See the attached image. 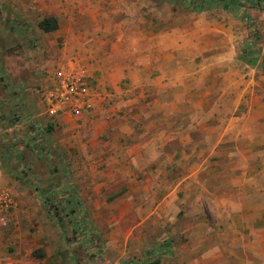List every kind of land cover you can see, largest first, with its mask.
Wrapping results in <instances>:
<instances>
[{"label":"rangeland","instance_id":"374dc122","mask_svg":"<svg viewBox=\"0 0 264 264\" xmlns=\"http://www.w3.org/2000/svg\"><path fill=\"white\" fill-rule=\"evenodd\" d=\"M110 10L109 36H158L159 45L166 36H185L167 47L184 65L169 76L182 81L174 90L186 102L183 124L173 114L175 145L184 149L175 152L181 162L171 171L173 184L165 169L158 179L119 184L110 170L61 167L70 148H57L71 136L50 123L42 94L62 61L88 57L89 36L44 33L36 27L42 11H31L28 21L22 4L0 0L3 187L35 200L27 206L45 217L54 236L50 258L56 253L60 264H264V1L227 9L208 0H116ZM92 14L85 6L78 16L97 19ZM159 76L166 83L165 73H152ZM195 98L218 102L193 104ZM33 222L32 235L39 226ZM242 237L246 257L238 258ZM30 253L35 260L45 255L37 247Z\"/></svg>","mask_w":264,"mask_h":264},{"label":"crops","instance_id":"0c3cea01","mask_svg":"<svg viewBox=\"0 0 264 264\" xmlns=\"http://www.w3.org/2000/svg\"><path fill=\"white\" fill-rule=\"evenodd\" d=\"M14 1L19 5L22 4L25 9L27 8L29 13L24 12L23 14L26 20L33 21L34 16L30 12L33 13L37 9L46 16L44 18L53 17L57 20L58 29L56 31L59 36H89L85 41L91 42L88 46L90 51L88 57L76 53L72 54L71 58H80L84 62L91 76V86L96 88L101 95L95 103V108L81 116L63 115L52 119L45 114L53 126L58 125L62 133L71 136L70 145L62 143L57 148L61 152L65 148H70V159L68 162L63 160L61 167L70 169L72 172L78 168V163H82L88 169L110 170L113 173L109 175L117 177L119 184L132 183L131 178H135L136 181L138 177L152 178L153 175L154 179H158L160 174H164L163 169H165L168 170L167 178L170 173L171 179L168 184H173L174 178L171 171L181 162L177 161L180 158H176V156L179 157L176 153H184L182 146L177 145L176 147L175 145L173 114L177 110V113L181 114V120L178 122L183 124L182 114L186 102L178 96L176 93L178 90H174V87L181 85L182 81L176 82L169 76L174 68L180 71L183 70L180 68L184 65L180 64L181 61H176L174 55H169L167 47L169 40L173 44L174 40L182 41L185 36H170V38L166 36L167 39L161 45L158 43V36H138V42L132 37L131 39L127 36H109L110 32L106 28L110 25L112 17L110 9L116 0ZM85 6L97 19L84 15L78 16ZM119 7L118 5L116 8ZM18 13L21 14V12ZM38 22L37 29H39ZM62 24L70 26L71 31L65 32ZM101 25L103 29L100 27L97 29ZM72 26L93 28V30L79 32L73 30ZM185 47L183 44V47H177L174 50L181 51ZM159 54L163 55L161 63L160 58L158 59ZM132 56L133 61L130 60ZM175 63L179 66H173ZM157 71L168 76L166 83H163V76L152 77V73ZM97 72L100 73V79L95 76ZM109 72L111 74L108 75ZM122 81L128 84L127 91L120 88ZM102 83L104 87L100 88L99 84ZM106 91L108 97L104 93ZM217 102L215 98L204 103L195 98L193 104L216 105ZM203 112L204 119H206V107ZM35 120L38 119L32 118L31 121L34 123L32 125L38 128L37 124L40 122ZM49 127H52L51 124ZM105 175V173L101 174L102 177ZM4 178V174L0 172V190L8 191L17 207L5 218L0 216V264H47L48 262L60 264L61 261L56 253L50 258L51 242L54 236L51 229L44 224L45 217L39 213L36 215L35 210L27 206L31 200H35L29 195L25 197L26 193L11 191L3 187ZM8 181L5 179V182ZM36 209L39 210V208ZM43 214H45L44 211ZM4 219L5 222L2 223ZM33 220L39 223V226L32 235L30 229L34 223ZM33 247L44 248L45 255H42L40 260L30 257ZM246 248V242L242 237L234 251L238 258L246 257ZM234 252L231 251L229 254L233 255Z\"/></svg>","mask_w":264,"mask_h":264},{"label":"built area","instance_id":"2783aa9c","mask_svg":"<svg viewBox=\"0 0 264 264\" xmlns=\"http://www.w3.org/2000/svg\"><path fill=\"white\" fill-rule=\"evenodd\" d=\"M90 81L91 76L87 67L79 60L61 62L43 91L44 113L53 119L63 115L81 116L91 112L101 95L91 86ZM16 207L17 204L11 194L6 190H0V216L5 218Z\"/></svg>","mask_w":264,"mask_h":264},{"label":"trees","instance_id":"16d2710c","mask_svg":"<svg viewBox=\"0 0 264 264\" xmlns=\"http://www.w3.org/2000/svg\"><path fill=\"white\" fill-rule=\"evenodd\" d=\"M200 1H207V0H200ZM208 1H211V2L214 1V2L220 3L223 5V7L230 9L231 6L244 2V1H248L253 4L260 5L263 3L264 0H208ZM37 26L44 33H50L58 29L57 20L53 17H48V18H44L40 20Z\"/></svg>","mask_w":264,"mask_h":264}]
</instances>
